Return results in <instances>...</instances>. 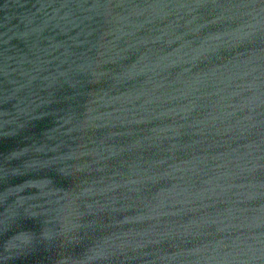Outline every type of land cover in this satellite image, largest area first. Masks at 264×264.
Segmentation results:
<instances>
[{
    "label": "water",
    "instance_id": "1",
    "mask_svg": "<svg viewBox=\"0 0 264 264\" xmlns=\"http://www.w3.org/2000/svg\"><path fill=\"white\" fill-rule=\"evenodd\" d=\"M0 264H264V0H0Z\"/></svg>",
    "mask_w": 264,
    "mask_h": 264
}]
</instances>
